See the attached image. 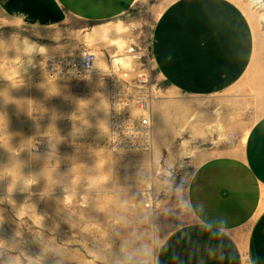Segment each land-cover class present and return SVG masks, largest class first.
Returning a JSON list of instances; mask_svg holds the SVG:
<instances>
[{"label":"rangeland","instance_id":"374dc122","mask_svg":"<svg viewBox=\"0 0 264 264\" xmlns=\"http://www.w3.org/2000/svg\"><path fill=\"white\" fill-rule=\"evenodd\" d=\"M170 1L138 0L108 22L66 17L44 27L0 7V264H157L171 233L194 221L190 181L210 160H230L245 187L264 195L244 159L264 117V0H230L248 18L255 50L227 91L177 92L144 59L156 90L147 152L111 150L107 76L46 73L51 56L92 51L106 68L131 46L149 52Z\"/></svg>","mask_w":264,"mask_h":264},{"label":"crops","instance_id":"0c3cea01","mask_svg":"<svg viewBox=\"0 0 264 264\" xmlns=\"http://www.w3.org/2000/svg\"><path fill=\"white\" fill-rule=\"evenodd\" d=\"M138 0H0L11 20L53 26L66 17L108 22ZM248 18L230 0H171L152 32V66L177 92L227 91L250 66L255 50ZM245 165L264 190V117L251 131ZM233 163L210 160L195 170L188 203L194 221L163 243L157 264H264V195L245 187Z\"/></svg>","mask_w":264,"mask_h":264},{"label":"built area","instance_id":"2783aa9c","mask_svg":"<svg viewBox=\"0 0 264 264\" xmlns=\"http://www.w3.org/2000/svg\"><path fill=\"white\" fill-rule=\"evenodd\" d=\"M152 52L128 48L122 56H113L100 69L98 55L82 51L76 56H51L45 62L47 75L53 80L76 79L101 73L110 80L108 91L110 148L116 153L147 152L153 145L152 104L155 86L152 72L144 59Z\"/></svg>","mask_w":264,"mask_h":264},{"label":"bare ground","instance_id":"6f19581e","mask_svg":"<svg viewBox=\"0 0 264 264\" xmlns=\"http://www.w3.org/2000/svg\"><path fill=\"white\" fill-rule=\"evenodd\" d=\"M99 33H100L99 31H96V34H99ZM116 44L119 46L118 48L124 47V44H122L121 40H115V41H113V45H116ZM26 47H27L28 50L34 48V47H33L32 45H30V44H27ZM97 66H98V68H100V69H101V68L104 69V67H105V63H104L102 60H101V61H98Z\"/></svg>","mask_w":264,"mask_h":264},{"label":"clouds","instance_id":"9594fccd","mask_svg":"<svg viewBox=\"0 0 264 264\" xmlns=\"http://www.w3.org/2000/svg\"><path fill=\"white\" fill-rule=\"evenodd\" d=\"M26 183L27 184H33V183H35V180L29 179ZM9 191H11V188L9 189Z\"/></svg>","mask_w":264,"mask_h":264}]
</instances>
